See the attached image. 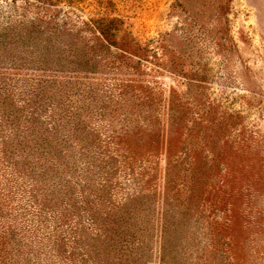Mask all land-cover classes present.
<instances>
[{
    "label": "rangeland",
    "instance_id": "obj_1",
    "mask_svg": "<svg viewBox=\"0 0 264 264\" xmlns=\"http://www.w3.org/2000/svg\"><path fill=\"white\" fill-rule=\"evenodd\" d=\"M0 243L264 264V0H0Z\"/></svg>",
    "mask_w": 264,
    "mask_h": 264
},
{
    "label": "trees",
    "instance_id": "obj_2",
    "mask_svg": "<svg viewBox=\"0 0 264 264\" xmlns=\"http://www.w3.org/2000/svg\"><path fill=\"white\" fill-rule=\"evenodd\" d=\"M50 52L48 53L47 57H46V62L49 63L50 62ZM88 221H90V219H88ZM5 243V242H4ZM1 244V243H0ZM7 247H3L0 249V262L3 263L6 261L7 259V253H5L4 251H6Z\"/></svg>",
    "mask_w": 264,
    "mask_h": 264
}]
</instances>
